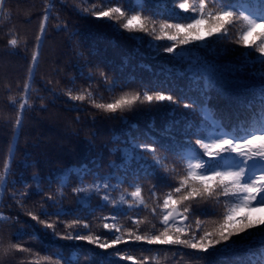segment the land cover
Returning <instances> with one entry per match:
<instances>
[{
	"label": "trees",
	"instance_id": "trees-1",
	"mask_svg": "<svg viewBox=\"0 0 264 264\" xmlns=\"http://www.w3.org/2000/svg\"><path fill=\"white\" fill-rule=\"evenodd\" d=\"M54 2L53 13L58 14L60 20L50 19L48 22L34 70L35 91L30 101L32 107L24 112L23 128L16 134L15 140L11 121L16 117V107L10 97L20 100L29 75L41 19L49 0H6L5 5L0 6V171L9 161V148L15 146V159L10 162L11 171L6 183L0 184V212L13 220L19 219L18 223L13 220L0 222V236L4 237L5 242H20L33 249L32 254L16 253L14 260L9 258L11 264H20L21 260L24 264H36L37 260L39 264H52V261L61 257L67 259L70 255L78 259L79 264H102L103 256L114 249H99L86 241L65 240L62 238V227L59 229L60 236L53 235L50 229H44L25 213L31 210L41 214L42 210H46L55 220V214L62 212L64 214L59 217L60 221L71 222L79 218L92 226L93 233L99 234H109L102 224L113 223V215L117 217L115 222L125 228L134 227V221L141 219L145 221L140 226L141 234H151L152 223L160 227L158 218L150 211L158 203L152 192L155 191L159 202H162L163 194L170 191L169 185L178 183L185 174L183 157L189 149L181 148V145L186 146L188 141L180 136L173 140L163 131V122L173 118L166 113L175 105L160 107L159 110L153 108L151 111L147 110V105H138L123 114L112 115L95 109L88 100L72 101L65 92L73 89V94H77L78 90L92 85L97 102H110L111 97L119 96L122 91L153 88L155 85L185 88L188 77L167 73L162 69L163 64L171 61L170 54L161 51L160 56L151 58L155 53L149 49V42H169L153 41L143 33L136 34L140 39H128L130 34L116 32L107 22L78 12L76 6L80 5V0ZM94 2L96 0H89V3ZM146 8L147 14L156 11L154 0H147ZM61 22L66 24V28L56 27ZM235 34L236 30L233 31L234 37ZM13 36L21 42L15 49L8 44ZM214 47L220 53L221 62L235 60L247 51L229 40ZM137 50L144 55H139ZM258 55L254 53L253 58ZM125 58L128 59L126 65ZM141 65H150L151 71ZM181 66H186V62ZM100 70L108 74L110 82L118 81L127 86L108 91V85L99 76ZM90 73L93 74L92 79L88 78ZM100 96L104 99L100 100ZM219 106L222 107L223 102ZM180 113H187L194 123L199 122L198 115H192L190 110L182 106L175 118L183 121L184 117ZM153 123L155 127H152ZM236 123L235 120L231 121V126L225 130L231 131ZM208 131H212L210 125ZM192 139L194 141L195 137ZM132 141L156 142L159 155L166 157L165 164L170 169L175 168V171L166 172L158 166L148 167L152 165L150 156L147 165L143 161L133 160L125 167V153L122 150L131 149ZM105 181L110 187L98 194L73 191L78 186ZM134 184L142 186L147 208L140 205L129 209L127 204L113 205L102 200L107 193L113 200L119 201L122 194L127 195L134 190ZM22 192L27 195L21 197ZM50 195L54 199H48ZM128 199L135 203L130 197ZM20 203L24 204L23 208ZM194 208L195 219L206 222L211 228L218 218L212 214L213 205L201 202ZM215 211H223V207ZM102 217L109 219L103 220ZM47 218L41 214V219ZM20 230L26 235L17 241L16 233ZM118 247L131 251L137 259L149 257L148 264H206L205 261L194 259L197 255L194 250L177 245H148L130 240L127 245ZM46 256L52 257V261L42 259ZM112 260L114 264H132L131 261L116 257H112Z\"/></svg>",
	"mask_w": 264,
	"mask_h": 264
},
{
	"label": "snow or ice",
	"instance_id": "snow-or-ice-1",
	"mask_svg": "<svg viewBox=\"0 0 264 264\" xmlns=\"http://www.w3.org/2000/svg\"><path fill=\"white\" fill-rule=\"evenodd\" d=\"M154 2L156 11L152 14H147V0H96L94 3L80 0V5L88 6L77 5L76 10L97 21L107 22L116 32L130 34L128 39H140L136 34L143 33L153 41L169 42H149V49L155 53L151 58L160 56L161 51L170 54L171 61L161 67L167 73L187 76L186 87L176 89L155 85L153 88L122 91L119 96L111 97L110 102H97L92 85L78 90L77 94H73V89H68L65 95L72 101L88 100L95 109L112 115L123 114L138 105H147L148 111L176 106L166 113L173 118L163 122V131L172 136L173 140L177 136L186 139L188 144L181 145V148L187 147L189 150L183 157L185 174L178 183L169 185L170 191L163 194L162 202H159L160 198L155 191L152 192L158 203L150 211L158 218L160 227L157 228L152 223L151 234H141L140 226L145 223L144 220L137 219L134 227L125 228L115 222L117 217L113 215V223L102 224L109 234H99L93 233L92 226L79 218L71 222L60 221L59 217L64 214L62 212L55 214V220L46 210H42L41 214L47 219H41V214L31 210L25 214L44 229H50L53 235L60 236L59 229L62 227V238L65 240L86 241L99 249H114L103 256L102 264H114L112 257L131 261L132 264H148L149 257L137 259L131 251L118 247L121 244L127 245L130 240L148 245L182 246L194 250L197 254L194 259L205 261L206 264H264V0ZM5 3L6 0H0V6ZM54 7V0H49L45 6L29 75L23 85L20 100L10 97L16 107V117L11 121L13 140L23 128L24 112L32 107L30 101L31 94L35 91L34 70L48 22L50 19L60 20L59 15L53 13ZM56 27L66 28V24L61 22ZM225 40L241 45L247 51L235 60L221 62L220 53L214 46H219ZM20 43L15 36L8 41L13 49L18 48ZM137 53L144 55L139 50ZM254 53L259 55L253 58ZM185 62L186 66H181ZM124 63H128L127 58ZM141 67L151 71L150 65ZM99 76L108 85V91L127 86L118 81L110 82L108 74L103 70L99 71ZM88 78L92 79L93 74L90 73ZM160 88L163 90H158ZM99 99L104 98L100 96ZM213 101L216 103H212ZM221 102L222 107L219 106ZM181 106L190 110L192 115H198L199 122L194 123L187 113H180L184 117L183 121L176 119V112ZM233 120L237 123L231 131H226ZM209 125L212 131H208ZM152 127H155V123ZM169 147L171 150V146ZM122 151L125 153V167L133 160L143 161L147 165L150 156L152 165H147L148 167L158 166L166 172L175 171V168L170 169L165 164L167 158L159 155L156 142L132 141L131 149ZM14 159L13 145L9 148V161L5 162L3 171H0V184L6 183V177L11 171L10 162ZM109 187V183L105 181L78 186L73 191L98 194ZM132 187L134 190L127 195L122 194L119 201L113 200L107 193L102 200L113 205L127 204L129 209L140 205L147 208L142 196V186L134 184ZM26 195V192L20 193L21 197ZM128 197L135 203L130 202ZM48 199L54 197L50 195ZM201 202L213 205L212 214L218 217L211 228H208L206 222L195 219L194 206ZM220 206L223 211L216 212L215 209ZM20 207L23 208L24 204L20 203ZM257 213L260 215H256ZM101 219L108 220L109 217ZM10 220L13 218L0 212V222ZM13 222L18 223V217ZM24 235L25 232L18 231L17 241L22 240ZM16 253L32 254L33 249L20 242H5L4 237L0 236V264H11ZM42 259L52 261L49 256ZM20 264H24V261L21 260ZM36 264H39V260ZM52 264H79V261L70 255L67 259L61 257L52 261Z\"/></svg>",
	"mask_w": 264,
	"mask_h": 264
}]
</instances>
